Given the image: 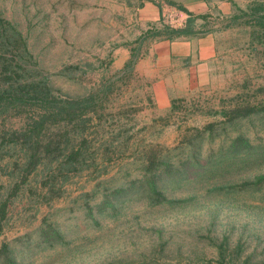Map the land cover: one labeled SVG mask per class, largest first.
<instances>
[{
    "label": "rangeland",
    "instance_id": "obj_1",
    "mask_svg": "<svg viewBox=\"0 0 264 264\" xmlns=\"http://www.w3.org/2000/svg\"><path fill=\"white\" fill-rule=\"evenodd\" d=\"M144 1L174 6L170 1L178 0ZM141 2L0 0L1 15L22 33L31 53L20 62L26 76L43 79L57 95L70 98L113 83L103 99L104 114L95 118L89 133L90 148H109L111 160L97 159V170L70 174L49 193L42 186L44 166L13 192L24 152L13 145L0 148L5 156L0 160V200L11 191L0 230V248L7 243L9 252L0 254V264H11V250L15 264L264 263V188L255 193L230 188L264 175V155L205 174L208 167L221 168L218 161L229 157L226 149L236 136L264 147V112L232 122L222 116L234 106L264 104V53L257 48V27L240 10L219 25L223 33L211 83L175 99L178 108L170 113V105L158 102L149 78L135 68L126 76L113 65L117 51L141 44L136 19ZM11 121L19 122L15 117ZM208 124L212 127L205 128ZM202 129L200 166L190 182L168 189L173 206L142 200L115 210L98 205L103 189L138 176L145 149L188 145ZM104 167L107 173L92 179ZM48 225L58 230L62 242L48 232Z\"/></svg>",
    "mask_w": 264,
    "mask_h": 264
},
{
    "label": "trees",
    "instance_id": "obj_2",
    "mask_svg": "<svg viewBox=\"0 0 264 264\" xmlns=\"http://www.w3.org/2000/svg\"><path fill=\"white\" fill-rule=\"evenodd\" d=\"M170 3L182 9L180 4L173 1ZM238 10L252 19L254 26L256 25V35H259L255 38L259 46L256 47L261 48L264 53V0H250L247 10ZM195 18L189 15L184 27L162 25L160 29L148 35L171 38L189 34L193 32ZM145 37L142 36L138 42ZM139 51V47L131 50V55L121 68V73L128 76L134 69ZM26 57H31V53L24 36L0 12V148L8 150L13 145L24 152L23 165L18 172L20 181L15 183L13 192L19 189L21 183L26 182L37 169L46 166L42 186L50 193L60 182L61 185L62 182H66L70 174H81L86 170L93 172L98 169L99 159L101 163L106 159L111 160L108 156L109 148L104 150L90 148L93 138H90L89 133L93 132L95 118L98 117L100 120L104 114L106 102L103 99L106 98V91L112 88L113 83L103 84L96 92L91 91L82 97L70 98L57 95L45 80L25 75L27 69L20 62ZM262 58L264 61V55ZM177 101L179 100H172L170 113L178 108ZM263 112L262 103L243 104L223 110L222 116L232 122L237 118H247L254 113ZM13 117L19 122H12ZM210 127L212 124H208L205 128ZM203 131L204 129L197 130L200 137L188 141V145L181 142L174 149H165L159 145L145 149L138 176L126 179L116 187L103 189L98 205L103 210L108 208L115 210L116 207H121L120 205L127 202L142 200L149 205L173 206L175 199L169 197L167 191L175 185H184L194 178V169L200 166L199 156L202 146L199 142L205 138ZM174 150L179 151L178 154H173ZM226 150L229 151V157L225 152V157L218 161L221 168L208 167L205 174H214L227 167L235 168V165L244 166L251 159L264 155V147L253 145L242 136L232 139ZM4 157L0 155V160H4ZM10 166H7V169ZM105 173L107 170L104 167L103 171L92 179ZM8 174L11 179V169ZM235 187L230 186L236 192L262 191L264 175L242 182L237 186L239 187L237 190ZM10 197L11 191L7 197L0 200V230L7 214ZM48 228V232H51L58 242H62L58 230L51 225H48ZM49 238L50 236L46 240ZM8 252L7 243H3L0 254ZM13 256L11 250V264H15ZM7 260H10L9 256Z\"/></svg>",
    "mask_w": 264,
    "mask_h": 264
},
{
    "label": "crops",
    "instance_id": "obj_3",
    "mask_svg": "<svg viewBox=\"0 0 264 264\" xmlns=\"http://www.w3.org/2000/svg\"><path fill=\"white\" fill-rule=\"evenodd\" d=\"M249 2L178 0L176 3L182 9L176 7L185 21L189 15L196 17L193 32L168 38L148 35L164 25L161 4L142 0L136 9V19L141 26L142 36L146 37L138 46L140 57L134 68L153 82L155 94L161 99H157L158 102L171 106L173 99L186 97L208 87L213 79V62L219 53L218 35L223 33L219 25L234 16L238 9H245ZM133 48L123 47L117 51L113 65L121 69Z\"/></svg>",
    "mask_w": 264,
    "mask_h": 264
},
{
    "label": "built area",
    "instance_id": "obj_4",
    "mask_svg": "<svg viewBox=\"0 0 264 264\" xmlns=\"http://www.w3.org/2000/svg\"><path fill=\"white\" fill-rule=\"evenodd\" d=\"M162 10V23L173 27H183L186 21L176 6L160 2Z\"/></svg>",
    "mask_w": 264,
    "mask_h": 264
}]
</instances>
